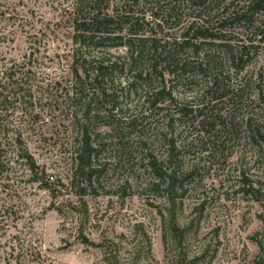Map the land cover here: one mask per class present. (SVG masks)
<instances>
[{
	"label": "trees",
	"instance_id": "16d2710c",
	"mask_svg": "<svg viewBox=\"0 0 264 264\" xmlns=\"http://www.w3.org/2000/svg\"><path fill=\"white\" fill-rule=\"evenodd\" d=\"M109 2L73 0L70 11V85L61 89L58 98L69 119L64 140L67 180L65 176L53 181L39 171L22 127L14 126L13 118L20 110L33 109L31 86L16 67L8 69L0 84V173L7 165L6 156L15 153L33 181L44 184L52 195L76 197L77 206L71 199L60 205L79 213L76 231L87 245L92 242L84 236L85 197L109 193L108 175L117 181L112 187L119 195L133 185L139 187L147 200H162L169 206L161 216V239L172 255L171 263L187 264L176 253L185 251L192 223L179 225L175 206L186 197L193 181L200 180L197 164H182L185 152L179 150L175 133L180 126L184 132H195L201 150L218 162L225 145L240 132L234 116L226 121L222 109L214 110L215 100L232 95L228 101L241 108L247 101L244 98L255 91L258 102H264V67L258 65L264 52V0H120L111 12ZM109 48L125 50L127 61L120 62L119 56L109 58ZM124 71L127 74L122 76ZM230 76L239 79L237 88L225 84ZM125 87L127 97L130 92L137 96L138 105L133 108L119 100ZM30 116L33 121L39 117ZM242 125L246 142L258 157L264 156V125L251 117L242 120ZM229 127L234 135L223 138ZM151 140L162 143L161 154L150 150ZM180 140L188 142L187 134ZM129 142L146 153L140 160L142 170L135 178L118 177L131 156ZM253 192L254 201L264 200L261 185ZM143 237L144 242L131 247L130 260L120 258L111 241H103L99 245L103 263H153L150 242ZM31 257L35 260L40 254L34 251Z\"/></svg>",
	"mask_w": 264,
	"mask_h": 264
},
{
	"label": "rangeland",
	"instance_id": "374dc122",
	"mask_svg": "<svg viewBox=\"0 0 264 264\" xmlns=\"http://www.w3.org/2000/svg\"><path fill=\"white\" fill-rule=\"evenodd\" d=\"M119 3L110 0L109 12ZM73 6V0H0V84L10 67L20 68L26 75L33 109L20 110L13 123L22 127L28 152L39 171L53 181L65 176L67 180L68 174L64 140L69 119L58 98L70 85ZM127 55L123 49L109 48V58L119 56L124 63ZM258 60V65L264 67V52ZM230 77L225 84L237 88L239 79ZM126 93L125 87L119 100L130 108L138 105L135 93L130 92L129 97ZM231 96L216 99L214 110L222 109L226 121L234 116L240 133L225 145L218 162L208 158L207 150H201L195 132L185 129V133L180 126L175 133L179 150L185 152L181 154L182 164H197L196 178L200 180L193 181L194 186L190 185L186 197L175 206L179 225L192 223L185 251L176 253L187 264H264V200L253 199L259 185L264 189V156L258 157L255 148L246 142L242 125L246 117L264 125V102H258L254 91L249 99L244 98L247 101L240 108L228 101ZM23 111L27 113L19 120ZM30 114L39 117L33 121ZM186 134L188 142L180 140ZM226 135L233 136L234 131L229 127L221 136ZM148 145L154 155L163 151L162 143L151 140ZM129 146L130 159L118 177L135 178L142 170L140 160L146 153H140L130 142ZM4 161L7 165L0 173V264H104L99 245L105 240L117 247L120 258L129 259L131 247L144 242V235L154 261L150 264H173L161 239L166 202L147 200L134 185L125 195H119V190L112 187L117 181L105 176L109 193L84 199L88 210L84 236L92 245L83 244L76 231L79 213L60 205L71 199L77 206L76 197L52 195L44 184L33 181L15 153L8 154ZM34 251L40 254L35 260L31 257Z\"/></svg>",
	"mask_w": 264,
	"mask_h": 264
}]
</instances>
